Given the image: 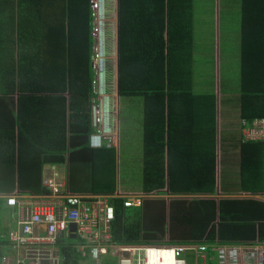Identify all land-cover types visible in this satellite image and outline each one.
<instances>
[{
  "label": "trees",
  "instance_id": "trees-1",
  "mask_svg": "<svg viewBox=\"0 0 264 264\" xmlns=\"http://www.w3.org/2000/svg\"><path fill=\"white\" fill-rule=\"evenodd\" d=\"M192 4V0H118L119 92L127 97L143 96L145 101V191L166 188L167 124L169 191L205 193L214 188L216 114H223L225 101L220 95L217 105L213 87L200 93L193 91ZM0 12L10 15L9 23L0 29V94L10 95L11 99L18 95V118L36 115L35 122L43 127L38 137L42 135V144L46 145L42 150L44 163L62 164L66 152L90 147L89 99L93 95L94 73L90 67L93 38L89 0H0ZM239 15V109L240 117L250 123L264 116V0H240ZM65 93L68 107L63 103L60 108H51L54 99L61 100L51 94ZM195 138L201 141V148L197 149L201 151L200 157L195 162L181 160L174 142ZM222 139L220 133L219 140ZM239 146L241 174L254 173L251 177L257 180L258 174L263 173V143ZM95 150L110 152L114 161V149ZM220 150H224L221 145ZM195 172L196 183L193 178L186 186ZM109 204L115 213L111 224L114 242L118 245L138 242L146 227L142 207L127 208L123 198L111 199ZM184 204L172 201L170 215L177 212L174 207L184 213L179 219H189L192 241L227 244L228 239L242 240L246 236L251 241L255 235L258 240L263 235L261 225L255 230L258 221L255 216L264 211L259 202L192 199L188 203L189 212L184 210ZM159 226L157 223L155 227ZM228 227L236 229L239 235L231 234ZM78 240L59 239L61 264H91V259L82 258L68 245ZM5 242L6 239L0 238V246ZM208 250L206 264H217L216 260H209L215 252ZM184 256L187 264H193L191 255ZM114 260L109 257L104 264H112L110 261Z\"/></svg>",
  "mask_w": 264,
  "mask_h": 264
},
{
  "label": "crops",
  "instance_id": "crops-1",
  "mask_svg": "<svg viewBox=\"0 0 264 264\" xmlns=\"http://www.w3.org/2000/svg\"><path fill=\"white\" fill-rule=\"evenodd\" d=\"M192 1L191 8L192 13H194L196 4L194 1L196 0ZM102 7L105 13V22L102 23V29L105 32L106 59L98 76L97 92L94 95L90 94V113L92 105H99L108 124L106 130L115 138V147H108L105 140L95 137L90 118L92 131L88 138L90 146L88 149L77 152L71 150L70 154L66 152L64 154L65 161L62 164L44 163L42 150L46 148V145L42 144V135L38 137V134L42 133L39 130L43 131V127L35 122L34 117L36 115H23L18 118V95L13 96L11 99L12 96L10 95L3 96V94H0V196L9 195L16 190L28 191L34 194L46 191L43 185L44 175L56 172L60 177L68 179L69 188L74 193L107 195L111 197L109 201L115 198L125 200L129 196L136 195L146 196L143 206L140 208L142 209L143 222L146 224L145 231H141L138 242L132 244L142 246L204 244L210 251L215 252L216 255L209 257V260H216L217 264H221L220 251L222 249L231 246H244L242 249H248L246 250L248 254L243 259V264H264V259L259 256H263L261 251L264 252V211L263 214L260 213V215L255 216L258 220L255 223V230L257 231L258 225L263 227L262 238L260 237L258 240L255 238L256 235L254 240L251 241L246 236H243L245 239L242 240L227 238L229 240L227 244L215 243L214 245L209 243L207 245L204 241L195 242L189 239L191 236L189 219H179L184 214L182 211L178 212L179 210L174 207L177 212H172V215H170L172 201L184 202V210L189 212L191 206L188 203L192 199H213L216 203L222 199H251V201L259 202L264 206V156L263 173L258 174L257 180L251 177H254V173L242 175L240 172L239 161L242 160V157L239 145L241 143H263L264 146V140L246 139L245 135L248 136L249 131L245 127L249 123L247 119L240 117L241 32L240 15L238 14L240 0L225 1L221 10H214L211 7L209 13L201 12L196 16L192 14L194 18L191 49L193 91L200 93L213 87L209 83L212 72L213 77L217 79L214 88L217 105L220 95L221 100L225 101L223 114L221 116L218 112L216 114L215 153L217 166L214 188L205 193L199 191L171 193L169 191L168 124L166 125L164 152L166 188L145 191V101L143 96L127 97L122 96L119 92L118 0H104ZM7 8L11 10V6ZM238 15L239 22L237 20ZM220 18L228 27L221 33L222 40L219 37V31H221L219 27ZM206 20L211 21V25ZM9 21L10 15L0 12V29H3ZM232 43H235L233 48H231ZM51 96L61 98V100L54 99L50 105L51 108H60L63 103L64 106L68 107V95L66 93L51 94ZM254 120L257 119L252 121ZM24 130L26 131L24 132ZM29 130H31L30 134ZM220 133L223 137L221 141L219 140ZM66 138L68 142V134ZM55 140L58 141L57 138ZM220 145L224 149L223 151L220 150ZM174 147L178 150V156L181 160L191 159L194 161L201 154V151L197 150L201 148V141L197 138L176 141ZM99 148L114 149V161L113 157L111 159L110 152L95 150ZM221 155L223 157L220 158ZM194 175V177L189 178L186 186H189L193 178L194 183H196V172ZM146 201H150V203L147 204ZM16 217L17 212L14 207H5L0 204V238L6 239V242L0 246V264L3 263L2 260L6 264L28 263L24 258L23 246L18 244L17 247L15 243L7 240L8 232L16 229ZM157 223L160 225L159 228L155 227ZM143 227L141 226L142 229ZM228 228L234 236L239 235L236 229ZM256 231L255 233H257ZM149 237H154L156 240H150ZM73 243L68 242V245ZM208 249L206 252L209 254ZM119 250L121 251L120 248ZM119 255H122L121 258L125 257L121 253ZM133 255L137 257L136 254ZM108 258L101 257L99 263L104 264ZM181 260L186 262V256L183 255ZM94 263L96 262L91 260V264ZM152 264L181 263L175 260L173 248L155 247L152 248Z\"/></svg>",
  "mask_w": 264,
  "mask_h": 264
},
{
  "label": "built area",
  "instance_id": "built-area-1",
  "mask_svg": "<svg viewBox=\"0 0 264 264\" xmlns=\"http://www.w3.org/2000/svg\"><path fill=\"white\" fill-rule=\"evenodd\" d=\"M103 1L90 0L93 38L90 67L94 73L91 81L93 95L97 92L98 76L106 59L105 38L101 32L102 23L105 22ZM90 118L95 137L105 140L108 147H115V138L106 130L108 124L99 105L91 106ZM245 129L249 131L248 136L245 135L246 139L264 140V117L250 122ZM43 185L46 192L41 194L15 191L0 196V204L13 205L16 209V229L10 232V240L17 247L23 246L24 258L28 261L25 264H61L59 239H72V234L79 240L71 247L81 257L91 258L96 262L94 264H100L99 261L104 256L118 258L119 264H149L148 253L155 246L118 245L114 242L111 224L115 213L109 204L111 197L74 193L69 188L68 179L60 177L56 172L46 173ZM145 198L144 195L129 196L124 200V205L127 208L142 207ZM242 247L244 246L222 249L221 264H243L248 249L243 250ZM206 249L207 246L204 244L173 247L175 259L181 264H185V261L181 260L185 254L192 256L193 264H206ZM123 251L128 253L129 257ZM119 253L125 257L121 258L122 255ZM261 254L263 256L258 253L261 259H264V252L261 251ZM2 262L6 264L3 260Z\"/></svg>",
  "mask_w": 264,
  "mask_h": 264
},
{
  "label": "rangeland",
  "instance_id": "rangeland-1",
  "mask_svg": "<svg viewBox=\"0 0 264 264\" xmlns=\"http://www.w3.org/2000/svg\"><path fill=\"white\" fill-rule=\"evenodd\" d=\"M225 1H231V0H196V1H194L196 4H195V9H194V13H193V15H197V14H199V13H201V12H205V13H209V11H210V8L211 7H213L214 8V10L215 9H217V10H221V8L224 6V2ZM213 10V11H214ZM222 12H223V10H222ZM239 14V13H238ZM239 19V15H238V18H237V20ZM236 20V21H237ZM205 21V20H204ZM208 23H210V25H211V21H209V20H206ZM238 22H239V20H238ZM219 27H220V30L221 31H219V37L221 36V33H223V30L224 29H228V27H227V25L222 21V19L220 18V20H219ZM198 25H199V23H198ZM200 26V25H199ZM215 26H216V23H215ZM206 27H208L207 25H206ZM203 28V27H202ZM101 32H102V34L104 35V30L102 29V27H101ZM215 35H216V31H215ZM220 39L222 40L223 39V37H220ZM221 42V41H220ZM233 47H235V43H232L231 44V48H233ZM221 50V49H220ZM222 71V70H221ZM221 71H220V73H221ZM217 79L216 78H214L213 77V74H212V72H211V80H210V85L211 86H213V88H215V86H216V81ZM124 163V162H123ZM165 246H168L167 244H164ZM124 252V251H123ZM125 253V255H128V253H126V252H124ZM119 259L118 258H115V260H114V263L112 262V261H110L112 264H119ZM186 264H187V262H185Z\"/></svg>",
  "mask_w": 264,
  "mask_h": 264
},
{
  "label": "clouds",
  "instance_id": "clouds-1",
  "mask_svg": "<svg viewBox=\"0 0 264 264\" xmlns=\"http://www.w3.org/2000/svg\"><path fill=\"white\" fill-rule=\"evenodd\" d=\"M16 191H19V190H16ZM15 192V191H14ZM25 192H28V191H25ZM44 192V191H43ZM43 192H41V193H43ZM46 192V191H45ZM41 193H38V194H41ZM34 194V193H33ZM6 196V195H5ZM2 205V204H1ZM3 206V205H2ZM5 207H14L13 205H4ZM12 232H13V230H11ZM10 231V232H11ZM10 232H8V235H7V240L8 241H10L11 242V240H10ZM11 232V233H12ZM156 247V246H155ZM157 247H170V248H173L174 246H171V245H168V246H165V245H159V246H157ZM89 258V257H88ZM104 258H105V256H104ZM89 259H91V258H89ZM176 260V259H175ZM177 261V260H176ZM178 262V261H177Z\"/></svg>",
  "mask_w": 264,
  "mask_h": 264
},
{
  "label": "bare ground",
  "instance_id": "bare-ground-1",
  "mask_svg": "<svg viewBox=\"0 0 264 264\" xmlns=\"http://www.w3.org/2000/svg\"><path fill=\"white\" fill-rule=\"evenodd\" d=\"M161 248H164V247H161ZM148 263L152 264V249L149 250V253H148Z\"/></svg>",
  "mask_w": 264,
  "mask_h": 264
},
{
  "label": "water",
  "instance_id": "water-1",
  "mask_svg": "<svg viewBox=\"0 0 264 264\" xmlns=\"http://www.w3.org/2000/svg\"><path fill=\"white\" fill-rule=\"evenodd\" d=\"M71 231H72V232L74 231V225L71 226ZM71 238H72V239H75L76 237H75L74 234H72V235H71Z\"/></svg>",
  "mask_w": 264,
  "mask_h": 264
}]
</instances>
